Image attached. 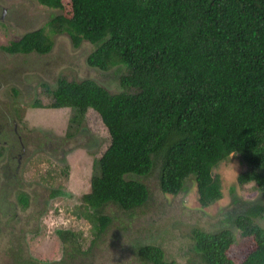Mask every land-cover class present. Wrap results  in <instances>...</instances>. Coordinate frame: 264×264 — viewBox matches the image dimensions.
Wrapping results in <instances>:
<instances>
[{
  "label": "trees",
  "instance_id": "1",
  "mask_svg": "<svg viewBox=\"0 0 264 264\" xmlns=\"http://www.w3.org/2000/svg\"><path fill=\"white\" fill-rule=\"evenodd\" d=\"M36 1L67 11L1 48L44 53L53 46L51 35L67 33L75 48L85 40L94 45L86 56L90 66L124 69L120 91L92 78L59 77L54 88L43 83L50 101L32 104L70 107L72 121L93 109L110 134L75 211L92 224L90 246L118 212H135L147 203L150 187L143 178L153 173L165 194L187 190L191 179L200 205L214 203L222 192L213 169L233 153L244 164L238 181L254 182L260 194L233 214L235 229L254 242L241 262L229 256L235 238L230 228H191L184 263L167 258L159 243L144 237L136 239L133 252L141 264H264V228L256 220L264 218V0ZM16 196L28 205L25 192ZM57 235L64 244L61 260L25 257L17 247L14 264H73L77 255L93 251L82 248L80 232L58 229Z\"/></svg>",
  "mask_w": 264,
  "mask_h": 264
},
{
  "label": "rangeland",
  "instance_id": "2",
  "mask_svg": "<svg viewBox=\"0 0 264 264\" xmlns=\"http://www.w3.org/2000/svg\"><path fill=\"white\" fill-rule=\"evenodd\" d=\"M66 11L36 0H0V45ZM51 38L52 49L43 54H9L0 48V264H14L17 247L25 257L42 262L61 260L64 244L58 229L80 232L83 249L94 239L92 224L76 217L75 211L82 206L81 196L90 190L93 160L110 143L107 127L93 109H88L81 120L78 117L72 121L75 111L70 107L32 104L36 100L50 101L43 83L54 88L59 77L92 78L112 92L120 91L119 74L124 69L117 72L116 65L103 71L90 66L86 56L94 45L89 41L75 48L67 33ZM6 143L11 147L10 154L2 149ZM243 169L244 164L233 153L219 162L213 172L221 180L222 196L208 206L198 202L191 179L185 182L187 190L173 195L161 190L156 173L143 178L150 187L147 203L135 212H118L96 244L90 246L93 251L87 257L77 255L72 263L141 264L133 252V244L141 237L159 243L167 258L184 263L193 227L206 231L232 229L235 238L229 256L241 262L254 242L235 229L233 214L243 212L260 198L254 182L238 181ZM18 190L28 195L27 206L18 201ZM54 190L60 193L52 197ZM256 220L264 228V218L258 216Z\"/></svg>",
  "mask_w": 264,
  "mask_h": 264
},
{
  "label": "flooded vegetation",
  "instance_id": "3",
  "mask_svg": "<svg viewBox=\"0 0 264 264\" xmlns=\"http://www.w3.org/2000/svg\"><path fill=\"white\" fill-rule=\"evenodd\" d=\"M4 11H6V8L4 7L3 8V14H4ZM1 18H3V16H1ZM37 28H39V27H37ZM37 28H34V29H37ZM34 29H29V30H27V31H25V32H23V34L24 33H26V32H28V31H31V30H34ZM22 34V35H23ZM22 35H20L18 38H16V39H19ZM13 40H15V39H13ZM9 43V42H8ZM2 45H6V44H2ZM2 45H0V48H1V46ZM4 52H7V53H9V54H18V53H21V52H8V51H6V50H4L3 48H1ZM52 49V48H51ZM31 52H33V51H31ZM35 52H38V51H35ZM49 52V51H48ZM27 53H29V52H27ZM38 53H41V52H38ZM44 53H47V52H44ZM23 54H25V53H23ZM41 54H43V53H41ZM13 91H15V93L17 92V90H16V88H13ZM14 129H16V127H14ZM0 148H1V146H0ZM2 149H5L6 151H7V153L6 154H10V151H11V147H9L8 145H7V143L2 147ZM3 155V154H2Z\"/></svg>",
  "mask_w": 264,
  "mask_h": 264
},
{
  "label": "bare ground",
  "instance_id": "4",
  "mask_svg": "<svg viewBox=\"0 0 264 264\" xmlns=\"http://www.w3.org/2000/svg\"><path fill=\"white\" fill-rule=\"evenodd\" d=\"M65 147H66V146H65ZM134 151H135V150H134ZM138 152H139V151H138ZM195 187H196V186H195ZM217 201H218V200H217ZM206 211H207V210H206ZM86 229H87V228H86ZM86 229H85V230H86ZM88 231H89V230H88ZM153 244H154V243H153ZM193 248H194V247H193ZM149 252H150V251H149ZM30 264H31V263H30Z\"/></svg>",
  "mask_w": 264,
  "mask_h": 264
},
{
  "label": "clouds",
  "instance_id": "5",
  "mask_svg": "<svg viewBox=\"0 0 264 264\" xmlns=\"http://www.w3.org/2000/svg\"><path fill=\"white\" fill-rule=\"evenodd\" d=\"M65 223H67V221H65ZM86 226V225H85Z\"/></svg>",
  "mask_w": 264,
  "mask_h": 264
}]
</instances>
